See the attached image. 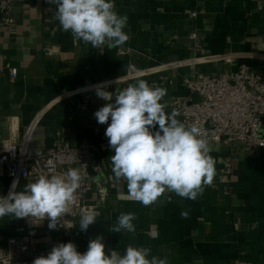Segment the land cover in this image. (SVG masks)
Here are the masks:
<instances>
[{
  "label": "crops",
  "instance_id": "1",
  "mask_svg": "<svg viewBox=\"0 0 264 264\" xmlns=\"http://www.w3.org/2000/svg\"><path fill=\"white\" fill-rule=\"evenodd\" d=\"M115 10L128 18L129 39L101 51L63 31L56 5L48 0H15V32L0 34V144L10 135L8 121L19 137L41 111L32 134L35 150L50 148L57 131L71 143L96 142L83 123L92 99H101L90 86L80 89L88 84L121 79L127 87L143 79L167 90L163 100L169 106L186 95L181 80L194 73L228 74L244 64L264 74V0H115ZM227 55L230 59H213ZM180 62L185 64L177 66ZM8 68L16 69L13 82ZM76 90L79 94L59 98ZM209 147L215 175L202 194L192 200L166 191L150 206L131 199L126 182L114 178L111 151L103 214L86 232L78 221L74 234L61 242L71 241L84 253L91 239L102 236L106 253L123 254L129 245L149 247L168 264H264V150L250 157L234 145ZM226 161L229 175L223 173ZM24 186L20 181L17 191ZM10 188L9 179L0 177V195ZM121 213L135 214V233L109 231ZM21 223L0 218V251Z\"/></svg>",
  "mask_w": 264,
  "mask_h": 264
},
{
  "label": "clouds",
  "instance_id": "2",
  "mask_svg": "<svg viewBox=\"0 0 264 264\" xmlns=\"http://www.w3.org/2000/svg\"><path fill=\"white\" fill-rule=\"evenodd\" d=\"M56 5L55 19L61 29L74 39L94 49L117 48L129 35L127 16L115 10V0H48ZM106 103L94 112L99 124H107L105 136L114 152L112 173L125 181L131 199L150 206L166 192L195 200L215 175V161L210 155L206 133L198 126H187L177 110L166 112L163 98L167 90L153 82L138 79L123 89L108 91V84L90 86ZM110 120V123H109ZM158 126V127H157ZM83 176L77 168L60 174L40 175L17 191L19 179L13 180L6 196L0 195V218L48 220V228L57 230L61 218L76 200ZM98 212L81 216L79 229L86 232L96 223ZM182 217L187 212H181ZM134 213H121L109 231L135 233ZM75 227V224L72 225ZM151 248L127 246L121 254L105 251L102 236L91 239L84 253L69 241L54 245L32 264H168L167 258L151 255Z\"/></svg>",
  "mask_w": 264,
  "mask_h": 264
},
{
  "label": "built area",
  "instance_id": "3",
  "mask_svg": "<svg viewBox=\"0 0 264 264\" xmlns=\"http://www.w3.org/2000/svg\"><path fill=\"white\" fill-rule=\"evenodd\" d=\"M14 3L15 0H0V34L12 35L15 32V21L11 17ZM190 15L195 17V13ZM213 59H230V55ZM184 64L176 63L177 66ZM8 72L10 81H15L16 69L8 68ZM115 82L120 85H115ZM105 83L108 84V91L112 92L126 87L121 79L107 80ZM181 86L186 95L173 100L166 112L177 110L181 114L178 119L187 126L200 127L206 133L208 144L234 145L250 157L261 154L264 150V134L261 132L264 74L254 73L241 64L228 74L194 73L182 78ZM79 90L62 92L59 98L79 94ZM105 103L93 98V109L88 120L83 123L86 129L97 136L96 142L83 140L71 143L63 138L61 131H57L52 146L37 151L33 147L32 134L43 111L35 115L19 137L17 126L13 127V122L8 121L10 135L0 144V177L9 179L10 185L16 178L25 185L34 182L40 175L60 174L69 168L79 169L83 180L76 200L69 205L68 214L61 218L62 226L58 224L57 230H50L48 220L22 219L19 233L5 240L0 251V264H32L34 258L47 255L53 244L71 237L83 214L98 212L97 218L103 214L110 191L107 170L112 150L105 136L108 125L97 123L94 112ZM230 172L226 161L223 173L229 175ZM73 224L75 227H72ZM39 246L46 247L38 249Z\"/></svg>",
  "mask_w": 264,
  "mask_h": 264
},
{
  "label": "rangeland",
  "instance_id": "4",
  "mask_svg": "<svg viewBox=\"0 0 264 264\" xmlns=\"http://www.w3.org/2000/svg\"><path fill=\"white\" fill-rule=\"evenodd\" d=\"M115 83H116V82H115ZM93 84H94V83H93ZM89 85H91V84H88V85H86V87H82V88H80V89L87 88V86H89ZM115 85H120V84H118V82H117ZM90 91L93 92V93H95L94 89H91ZM86 93H87V92H86Z\"/></svg>",
  "mask_w": 264,
  "mask_h": 264
},
{
  "label": "bare ground",
  "instance_id": "5",
  "mask_svg": "<svg viewBox=\"0 0 264 264\" xmlns=\"http://www.w3.org/2000/svg\"><path fill=\"white\" fill-rule=\"evenodd\" d=\"M29 137V136H28Z\"/></svg>",
  "mask_w": 264,
  "mask_h": 264
}]
</instances>
